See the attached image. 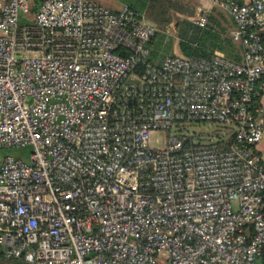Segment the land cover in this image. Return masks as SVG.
Wrapping results in <instances>:
<instances>
[{
  "label": "built area",
  "instance_id": "built-area-1",
  "mask_svg": "<svg viewBox=\"0 0 264 264\" xmlns=\"http://www.w3.org/2000/svg\"><path fill=\"white\" fill-rule=\"evenodd\" d=\"M211 9L231 18L239 62H152L157 30L125 5L0 0V149L31 147L29 164L0 163L5 259L264 263V0ZM213 122L229 136L181 131Z\"/></svg>",
  "mask_w": 264,
  "mask_h": 264
},
{
  "label": "trees",
  "instance_id": "trees-1",
  "mask_svg": "<svg viewBox=\"0 0 264 264\" xmlns=\"http://www.w3.org/2000/svg\"><path fill=\"white\" fill-rule=\"evenodd\" d=\"M201 0H120L125 6L136 13L146 12V15L153 18L161 29L169 25L176 15L186 14V18L178 19L175 22V29L178 35V49L181 55L210 59L214 53L239 62L241 56L236 46L229 39L228 34L220 29L214 17H210L208 24L200 28L193 23V18L198 17L197 10ZM37 9V1L31 10ZM176 19V17H175ZM150 51L149 60L160 62L166 56L173 55L172 43L163 33L157 32L148 44ZM0 264H26L18 259H5L2 247L0 246ZM264 264V263H263Z\"/></svg>",
  "mask_w": 264,
  "mask_h": 264
},
{
  "label": "rangeland",
  "instance_id": "rangeland-1",
  "mask_svg": "<svg viewBox=\"0 0 264 264\" xmlns=\"http://www.w3.org/2000/svg\"><path fill=\"white\" fill-rule=\"evenodd\" d=\"M95 4L101 5L105 8L114 10L120 6V0H88ZM33 8V7H32ZM32 10V9H31ZM36 11V10H35ZM140 15V14H139ZM141 16V15H140ZM143 21L156 28L157 32L163 33L167 39L172 43V53L180 54L178 49V35L175 29V22L178 19L186 18V14L176 15V19L172 12L173 21L165 26V29H161L153 18L141 16ZM195 25V24H194ZM197 26V25H196ZM230 126L221 123H192L186 124L182 127L181 131L190 135L193 139H198L204 144L216 143L221 138H227L229 136ZM156 137L163 138L165 135L163 132H158ZM31 147L25 146L22 148H2L0 149V163L5 156H12L14 158H21L25 163H30Z\"/></svg>",
  "mask_w": 264,
  "mask_h": 264
},
{
  "label": "crops",
  "instance_id": "crops-1",
  "mask_svg": "<svg viewBox=\"0 0 264 264\" xmlns=\"http://www.w3.org/2000/svg\"><path fill=\"white\" fill-rule=\"evenodd\" d=\"M199 2L200 3H199V6H198L197 10L200 11V14H199V16H200L202 14V12L208 11V10L211 9V0H201ZM119 3H120V6L118 8H116V9H114V11H117V10L121 9V7L124 6L123 3H121V2H119ZM139 14L141 16H146V12L145 11H143V12H141ZM198 17L196 16L195 18H193V21H195ZM210 17H214L217 26L220 29L224 30L229 36L230 32L233 29V22H232L231 18L229 17V15H227L226 13L221 12L219 10L211 9L210 14H209L208 19H207L206 25L208 24V20H209ZM206 25H205V27H206ZM261 92H262V94H261L259 103L261 104V106L264 109V83L262 85ZM255 152L260 156L261 160L264 162V137L256 145Z\"/></svg>",
  "mask_w": 264,
  "mask_h": 264
}]
</instances>
